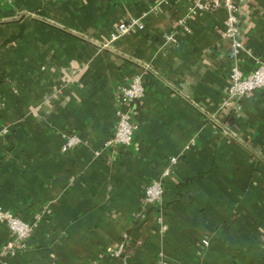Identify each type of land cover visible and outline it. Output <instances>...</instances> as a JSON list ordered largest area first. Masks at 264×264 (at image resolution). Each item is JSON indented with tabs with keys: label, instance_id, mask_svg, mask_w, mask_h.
<instances>
[{
	"label": "crops",
	"instance_id": "crops-1",
	"mask_svg": "<svg viewBox=\"0 0 264 264\" xmlns=\"http://www.w3.org/2000/svg\"><path fill=\"white\" fill-rule=\"evenodd\" d=\"M187 7L0 0V205L35 224L0 264H264V89L221 106L231 63L264 62V0H238L235 56L224 9ZM129 17L143 28L109 41ZM134 75L133 141L106 146ZM62 132L80 143L62 152ZM170 156L162 232L142 194ZM123 233L125 256H109ZM8 239L0 221V249Z\"/></svg>",
	"mask_w": 264,
	"mask_h": 264
},
{
	"label": "built area",
	"instance_id": "built-area-1",
	"mask_svg": "<svg viewBox=\"0 0 264 264\" xmlns=\"http://www.w3.org/2000/svg\"><path fill=\"white\" fill-rule=\"evenodd\" d=\"M178 1V0H174ZM188 15L194 16L205 11H216L224 9L223 36L230 42L232 52L235 54L241 47L238 40V0H187ZM183 23V21H182ZM143 23L137 17H129L120 21L109 32V41H114L129 33L133 29H142ZM174 40V35H166ZM255 89H264V62H258L249 71H244L237 61H233L227 73V83L223 89L222 107L230 104ZM144 95V83L139 75L132 76L126 83L119 86L116 97L115 127L112 135L105 141V145L129 146L133 141L135 129L133 103L139 101ZM61 151L67 152L80 143V138L72 132H62ZM96 154L100 150H95ZM177 161L176 156L168 158V164L162 169L158 177L148 182L143 187L142 203L144 207H152L156 210L155 221L162 232L167 228L164 219L163 195L165 192V180L171 174L173 166ZM0 221L3 222L8 231L9 239L1 246V254H13L24 249L31 236L34 223L26 222L15 216L11 211L0 205ZM127 234L123 233L120 240L113 245H108L105 252L111 257L125 256ZM86 264H95L88 261ZM157 264H168L161 258Z\"/></svg>",
	"mask_w": 264,
	"mask_h": 264
}]
</instances>
